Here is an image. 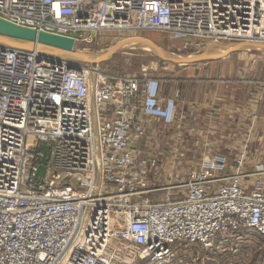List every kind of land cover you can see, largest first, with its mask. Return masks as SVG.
<instances>
[{
    "label": "built area",
    "instance_id": "obj_1",
    "mask_svg": "<svg viewBox=\"0 0 264 264\" xmlns=\"http://www.w3.org/2000/svg\"><path fill=\"white\" fill-rule=\"evenodd\" d=\"M0 17L76 43L141 31L264 43V0H0ZM160 97L157 79L0 45V264H172L181 241L264 237V165L245 173V153L231 173L226 156L204 160L170 187L184 192L152 200L164 188L143 114L166 115Z\"/></svg>",
    "mask_w": 264,
    "mask_h": 264
},
{
    "label": "rangeland",
    "instance_id": "obj_2",
    "mask_svg": "<svg viewBox=\"0 0 264 264\" xmlns=\"http://www.w3.org/2000/svg\"><path fill=\"white\" fill-rule=\"evenodd\" d=\"M132 37H143L151 40L165 53L176 55H197L204 52L214 51L222 54L217 47H233L235 44L247 41L237 42H215L213 40L202 38H189L185 40L175 39L170 34L162 31H141L134 33H111L105 32L96 35L90 42L78 43L79 53L95 57L104 55L112 46ZM264 44V43H252ZM216 46V47H214ZM224 52V53H226ZM61 57V56H60ZM63 57V56H62ZM70 60L68 57H63ZM100 71L106 73L111 80L120 77L133 76L140 79L153 78L171 82L173 79H185L189 72L190 76L195 78L207 79H242L251 85L252 91L260 90L264 94V50L262 49H241L231 53L225 58L201 62L192 65H176L160 59L152 50H146L142 47L124 48L118 50L111 58L102 61L88 63ZM187 79V78H186ZM243 85V84H240ZM153 145L147 149L149 154L158 155L160 158L159 170L151 176V182L156 187L164 188L153 194L156 200L159 196H166L170 193L178 194L184 190H174L170 188L173 184L184 183L187 181L189 173L194 169H200L202 161L187 160L183 163L179 159H165L164 144H161V138L153 139ZM178 148V144L174 145ZM173 152L176 148H170ZM175 158V157H173ZM237 160V159H236ZM247 158L243 163L245 173L255 171L259 164L257 163L252 171L245 169ZM199 162V163H198ZM236 164V162H235ZM199 165V166H198ZM196 167V168H195ZM250 179V178H249ZM252 183V181L248 182ZM165 198V197H164ZM239 241L229 245L225 250H208L200 244H192L188 241L175 243L176 258L172 264H264V237L254 230H243Z\"/></svg>",
    "mask_w": 264,
    "mask_h": 264
},
{
    "label": "crops",
    "instance_id": "obj_3",
    "mask_svg": "<svg viewBox=\"0 0 264 264\" xmlns=\"http://www.w3.org/2000/svg\"><path fill=\"white\" fill-rule=\"evenodd\" d=\"M191 74L171 82L157 78L161 94L158 104L166 115L143 114L147 129L143 144L149 148L153 139L161 138L165 159L171 160L167 164L172 159L203 162L220 155L228 158L227 173H231L241 153L247 156V171L264 163V94L252 91L242 79H201ZM177 95L172 106L169 101ZM169 144L170 148L179 146L173 152L166 148ZM153 194L154 201L165 197L155 200Z\"/></svg>",
    "mask_w": 264,
    "mask_h": 264
},
{
    "label": "water",
    "instance_id": "obj_4",
    "mask_svg": "<svg viewBox=\"0 0 264 264\" xmlns=\"http://www.w3.org/2000/svg\"><path fill=\"white\" fill-rule=\"evenodd\" d=\"M128 44H143L152 50L160 59L176 64V65H192L201 62L215 61L227 57L231 53L241 49H262L264 44L238 43L229 51L222 54H209L204 52L197 55H191L184 59H177L167 56L162 48L154 42L143 37H132L123 40L115 45L109 55H102L98 58H92L89 55L75 52L76 41L73 37L50 33L46 31H38L33 28L24 27L0 17V45L10 48L22 49L27 51H35L55 56H64L70 58L69 67L80 70L81 65L102 62L111 58L118 50ZM44 157L42 165L39 168L38 175L44 176L46 172V164L50 158V145H41Z\"/></svg>",
    "mask_w": 264,
    "mask_h": 264
},
{
    "label": "bare ground",
    "instance_id": "obj_5",
    "mask_svg": "<svg viewBox=\"0 0 264 264\" xmlns=\"http://www.w3.org/2000/svg\"><path fill=\"white\" fill-rule=\"evenodd\" d=\"M77 46H79V44L78 43H76V46H75V49L77 50ZM115 47V46H114ZM113 46L107 51V52H105L104 53V55H109L111 52H112V49L114 48ZM133 47H142V48H144V49H146V50H149V48L147 47V46H145V45H143V44H128V45H125V46H123L122 47V49H124V48H133ZM214 47H216V46H214ZM231 49V46H227V47H224V48H221V47H217V49H219V51H223L224 49ZM75 52H77V51H75ZM224 52H226V50L224 51ZM223 52V53H224ZM79 53V52H78ZM209 54H217V52H214V51H209L208 52ZM167 56H170V57H174V58H177V59H184V58H186V57H188L187 55H176V54H169V53H165ZM88 56V55H87ZM64 57V56H63ZM90 57H92V56H90ZM93 58V57H92ZM95 58H97V57H95Z\"/></svg>",
    "mask_w": 264,
    "mask_h": 264
}]
</instances>
